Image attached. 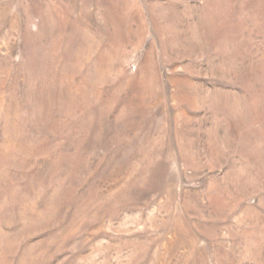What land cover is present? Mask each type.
I'll use <instances>...</instances> for the list:
<instances>
[{"label":"rangeland","instance_id":"374dc122","mask_svg":"<svg viewBox=\"0 0 264 264\" xmlns=\"http://www.w3.org/2000/svg\"><path fill=\"white\" fill-rule=\"evenodd\" d=\"M0 264H264V0H0Z\"/></svg>","mask_w":264,"mask_h":264}]
</instances>
